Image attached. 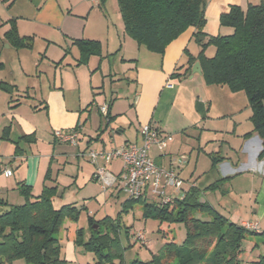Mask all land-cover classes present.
Here are the masks:
<instances>
[{"label":"rangeland","instance_id":"rangeland-1","mask_svg":"<svg viewBox=\"0 0 264 264\" xmlns=\"http://www.w3.org/2000/svg\"><path fill=\"white\" fill-rule=\"evenodd\" d=\"M58 1L63 8H68L70 10L67 0ZM71 1L73 2L72 12L75 15L72 22L73 25H75L73 28L74 33L80 37L85 36L84 39L88 38L86 36L99 38V42L101 46H103V51H105L102 52L104 54L107 52V46L110 47L111 51L109 52H116L110 58L112 69H114L112 64L114 59L119 60L124 58L125 60L133 62L137 59L136 47L138 45L124 32L123 22L116 0H95L96 5H93V2L90 0ZM241 2H243L242 6L245 8L247 0H241ZM8 4L9 3L0 0V19L4 20L6 18ZM68 9L64 10V12L66 13ZM207 22L206 19L203 31H207V29L212 30L214 28L212 25L207 26ZM217 22L219 23V17ZM2 27L0 26V37H2L4 33V31L2 32L1 30ZM220 28H222V36L232 33L231 28L221 26ZM226 30L227 32H225ZM46 32H50L49 35H47ZM108 36L110 37L109 43L106 42ZM29 37L32 36L29 35ZM33 38L34 43L30 49L16 50L11 47L8 50L9 68H12L15 72V80L9 79V82L17 84L21 93H23L22 91H24L27 86H31L26 92L27 94L19 93L21 97H17V94H15L14 99L22 100L23 102L26 101L25 103L31 106H35L40 102L39 86L41 85V87H43L52 82L54 75L53 63L61 64L62 62L63 67H70L74 71L83 66H77L76 63V59H78L79 56L78 49L73 45L66 44L58 29L52 30L46 28L44 30H37L36 36H33ZM44 38H49V40L54 43L49 44ZM199 38L200 37H196L193 40L190 47L191 52L198 48ZM4 47L6 49V46ZM140 51L147 57L152 58V62L156 64L159 63L160 55L148 52L143 47H140ZM213 52L214 48L209 46L205 55L210 57L213 55ZM198 53L199 50L196 51V54ZM0 54V62H3L5 60V51L1 49ZM92 57L91 59H96L95 56ZM143 61L144 58L141 57L139 64H143ZM146 62L151 61L148 59ZM19 63L22 64L25 74L28 72L27 70H31L37 65V73L33 74L34 78L31 77L29 79L25 76L19 69ZM97 77L100 78V73H97ZM125 77L128 78V80H126L127 83L124 81H113L110 83L109 79H106V81H104V89L102 90L101 88L103 94H101L100 98L103 99L106 97L107 100H113V104L115 103L113 114L115 110L118 112V114L114 116L116 123H111L109 129L101 133L106 140L108 139V132L111 128L119 130V127H121L126 131L131 129V132H134L135 128L138 127V129H140L141 126L145 125L142 124L134 111L137 99H139L141 95L142 88L140 85H136L131 79L133 78L131 71L128 72ZM177 81L171 80V82L174 83H177ZM181 81H185L188 87H194L200 96V100L204 101V104L211 105L208 113L210 118L206 123L207 127L218 130V134L223 132L222 135L218 137L214 136L215 133L204 132V141L211 139L217 140L215 145L208 146L204 149L207 154L197 152V145L194 144L195 139L192 138L190 133L187 134L191 137L183 134L184 131H182V129L173 132V135H176L174 136V138L176 137L175 140L179 143L181 139L183 140L186 138L185 142H181V149H179L178 153V157L185 155L188 159L186 168L178 170L180 178L184 181L183 189H186L188 182L195 183L197 187L203 189L212 182L218 180L217 173L211 171V157L209 154L212 152H214V154L219 153L221 149L218 155L225 156L226 147L230 149V147L237 148L240 145L241 138L239 136L252 129L249 120L251 111L248 107L247 97L242 91L231 92L226 86L209 87L199 74H195L193 79L188 78L187 80L182 78ZM224 105L229 106L233 114L232 116L223 117V113H225ZM33 109L35 110L36 108ZM23 112L28 113L30 115L28 117L34 120L35 116L30 112L28 107L23 108ZM178 118L182 119L181 113L178 111L177 107H174L169 115L168 125H171V128H180L181 123L177 121ZM104 124L103 122V126ZM231 127H233L232 129L235 133H231ZM57 131L63 134L67 133V130L60 129H56L54 132ZM86 131L87 129L84 132ZM192 131L193 129H191L190 132ZM227 131L228 133H226ZM91 133H93V129H91ZM124 135L125 136L116 135L117 141L121 142L125 140V138L129 136V133L127 134V132H125ZM204 141L202 142L203 145H205ZM228 143L230 145H228ZM59 150H57V152ZM63 150L66 151L65 154H68V159L57 157L58 160L54 161L52 171L45 175V180L50 179L49 175L52 176L53 179L59 178L60 185L58 195L60 197L54 198V208L60 209L64 205L71 204L76 207L78 211L75 220L64 217L59 232L54 235L60 247L59 258L61 261L65 264H107L105 261H101L94 252L86 250L84 247L91 235L88 226V218H92L95 223L110 218L118 225V236L120 239V247L123 249L122 259L124 263H129L133 260L147 263L151 260L152 255L157 254L165 244L173 241L179 246L183 243L185 228L182 224L158 222L150 218L144 219V204H157V199L148 198L144 202H130V206L126 207L123 211L122 204L128 201L129 198L125 193L120 191L117 186L110 191L108 190L109 192L106 191V193L103 192L101 188L99 189L96 184L89 182V166L87 163L89 159L87 160V153L89 151L100 150L92 148L85 150L83 153L82 150L80 152L77 149ZM111 150L108 149L106 152H110ZM68 151H70V153ZM69 154L72 155L69 157ZM197 155L198 161L196 162ZM227 156L232 158V161L236 158L232 153ZM253 161L252 155H248L246 160L247 164ZM155 162L159 164L158 161ZM82 163L87 166L85 167ZM120 166L122 167L121 160L116 159L111 162L109 167L107 166V170H110L114 175H118ZM11 171L15 172V167L12 168ZM219 171L221 175H225L226 172L230 170L228 166L223 165L220 167ZM77 175V182L72 187L64 186L61 180L62 178L65 181L68 178L71 179V176L74 179ZM0 176L2 175L0 174ZM13 185L18 187L14 181ZM9 197H11V202H15L13 203L14 206L22 205L25 202L18 190ZM201 201L207 202L216 212L227 219L229 223L240 225L243 222L246 224L256 222L257 231L259 233L264 232V177H261V171L259 170L250 169V171H246L242 175H236L232 179L221 182L218 189L214 192L209 191L204 193ZM79 232L81 233L79 234L80 237H78ZM141 233L145 238V244L138 239ZM77 238H81L82 243L78 244ZM262 257H264V236H250L242 241L241 253L238 258L240 261L239 264H259ZM114 262L117 263L118 261L115 260ZM13 264L27 263L23 259H17Z\"/></svg>","mask_w":264,"mask_h":264},{"label":"crops","instance_id":"crops-1","mask_svg":"<svg viewBox=\"0 0 264 264\" xmlns=\"http://www.w3.org/2000/svg\"><path fill=\"white\" fill-rule=\"evenodd\" d=\"M1 1L9 4L7 6L8 11L6 18L4 20L0 19V26H3L1 30L2 32L4 31L3 36L0 37V50L2 49L5 51V60L0 62V85L4 83L14 87V90L9 92L0 88V174L2 175L0 176V200L7 202L8 205L14 206L13 203H15L11 202V197H9L17 191V187L13 185V181L16 185L24 183L31 187V194L34 197L39 196L46 187H56L57 190L59 189V178L53 179L52 176L49 175L50 179L45 180V175L52 171L54 161L58 160L57 157L67 158L68 154H65L66 151L63 149H77L80 152L82 150L83 153L85 150L92 148L107 151L108 149L119 148L126 143H140V129H138V127L134 129V132H131V129L126 131L121 127H119V130L111 128L108 132L107 140L104 139V135L102 136L101 134L109 129L111 123H116L114 116L118 114L116 110L113 114V108H115L113 100H107L106 97L103 99L100 98L101 94H103L102 90L105 87L104 81L109 79L110 83L113 81H124L127 83L126 80H128V78H126L125 75L130 71L133 75V78L131 79L136 85H140L142 88L141 95L139 99H137L134 108L135 115L140 119L142 124H150L162 135L172 136V141L166 148L168 150L165 149L164 151L159 152L153 147L149 152V156L154 161H158L159 165L164 168L178 167L179 165H177V161L180 157H185V161L180 165L178 170L186 168L188 165V159L185 155L178 157L179 149H181L180 144L182 141L185 142L186 140V138L183 140L181 139L180 143L175 140L176 137L174 138V136L176 135H173V132H176L178 129H182V131H184L183 134L187 136H189L187 133H190L192 138L195 139L194 144L197 145V152H203L205 154H207V152H205L204 149L208 146L215 145L217 140L211 139L204 141V132L215 133V137L222 135L223 132L218 134V130L207 127L206 123L210 118L208 113L211 105H206L204 104V101L200 100V96L194 87H188V85L185 84V81L182 82L181 80H176L177 83H174L169 80L170 74L177 71L182 74L186 70L188 58L185 55V50H187V52L193 57H196L199 54H196L197 50H199V52L201 50V47L198 44L196 50H192V52L190 51L191 44L196 38L195 30L193 28L188 29L167 46L164 54L160 56L158 64L152 62V58L144 55L140 51V47L137 46L136 52L138 56L134 62L125 60L124 58L119 60L114 59L112 62L114 69H112L110 58L116 52H109L111 50L110 47L107 46V52L105 54L102 53L101 57L95 56L96 59H91V56L86 65H83L75 71L70 67H63L62 62L61 64L53 63L54 75L52 82L43 87L39 84V104L31 106L26 104V101L23 102L22 100L14 99L15 94H17V97L19 96V93L25 94L31 86H27V88L22 91L23 93H21L17 84L9 82V79L15 80V72L12 68H9L8 64V50L11 46L6 39V33L10 30V21H14L19 37H29V35L35 37L37 30L40 29H58L64 38V42L72 45L73 39H84L85 36L80 37L74 33L73 28L75 25H73L72 22L75 15L72 12L73 2L71 0H67L70 10L68 8H63L58 0ZM259 2L260 0H247L245 8L249 4L256 5L259 4ZM92 4L96 5L95 2ZM233 5L245 9L242 6L243 2H241V0H207L204 17L208 21L207 26L212 25L214 28L212 30H204L203 33L206 37H200L198 40L199 42L206 43L208 37L217 36L216 34L222 35V28H220L217 19L222 13L227 12L229 7ZM67 9L68 11L65 13L64 10ZM225 32H227V30ZM49 33H47V35H49ZM86 37H88L86 38L87 40L99 41V38ZM44 39L49 44L54 43L51 42L49 38ZM109 41L110 37L108 36L106 42L109 43ZM4 46H6V49ZM102 52H105L103 51V46ZM141 57L144 58L143 64H139ZM148 59L151 62H146ZM194 64L191 67L190 73L188 72L186 74L185 79H193L194 75L197 74L192 71ZM36 67L37 65L31 70H27L28 72L25 74L22 64L19 63L20 71L29 79L31 77L34 78L33 74L37 73ZM97 73H100V78L97 77ZM103 105L108 107L106 117L99 112V108ZM227 106L224 105L225 113H223V117L233 115L231 109ZM27 107L30 112L34 114V120L28 117L30 116L28 113L23 112V108ZM174 107L178 108V111L182 116V119H177V121L181 123L180 128H171V125H168L169 115ZM33 108L36 109L34 110ZM103 122L105 123L104 126ZM8 127L10 128V132ZM232 128L233 127H231V133H235ZM5 129H8L7 139L3 138V130ZM56 129L67 130V133L75 130L78 135L76 144L71 145L70 143L57 141L54 132ZM86 129L87 131L84 132ZM91 129H93V133H91ZM191 129H193L192 132H190ZM251 131L239 136L241 138V143L237 148L230 147L229 149L226 147L225 156L218 155L221 152V149L219 150V153L214 154V152H212L209 154L210 157L213 156L216 158L215 155H218L222 159L216 164L215 168H211V171L217 173L218 180L222 178L232 179L236 175H242L246 171H250V169L261 171V177H264V159H258L262 150V141L260 137L254 133L251 134L250 137H244V135ZM125 132H127V134L129 133V136H127L125 140L118 142L116 135L125 136ZM226 133H228V131ZM25 136L33 138V141H21L20 139ZM203 141L205 145L202 144ZM228 145L230 144L228 143ZM57 150L59 151L57 152ZM68 152L70 153V151ZM231 153L236 157L234 159L235 162L232 161V158L227 156ZM250 154L254 161L247 164V156ZM71 155L72 154H69V157ZM197 161L198 155L196 157V162ZM87 163L89 166V182L96 184L100 189V185L94 178L96 168L89 160ZM83 164L84 163H82V165ZM223 165L228 166V169L230 170L226 172L225 175H221L219 171L220 167ZM84 166L86 167L87 165L84 164ZM14 167L15 172L11 171ZM7 170L11 171V175L8 177L4 175V172ZM108 171L113 174L110 170ZM70 178L71 179L68 178L65 181L63 178L61 179L64 186L72 187L77 182L78 175L75 176L74 179L72 176ZM192 185L195 186L196 184L187 183V187ZM56 197L60 196L56 195L54 198ZM255 223L256 222L248 224ZM243 224L246 223L243 222L240 225Z\"/></svg>","mask_w":264,"mask_h":264},{"label":"trees","instance_id":"trees-1","mask_svg":"<svg viewBox=\"0 0 264 264\" xmlns=\"http://www.w3.org/2000/svg\"><path fill=\"white\" fill-rule=\"evenodd\" d=\"M207 0H116L123 22L125 34L134 40L138 47L162 56L165 49L188 29L195 30V37H206L203 28L206 23L204 10ZM6 33L8 44L15 49H30L33 37H19L14 21H10ZM219 25L232 29L229 35L208 37L206 43L199 42L201 50L196 57L185 50L187 68L184 73L170 74L171 80H181L199 63L201 76L208 86H226L231 92L245 93L251 109L249 118L251 134H257L262 141L258 156L264 159V0L259 4H249L245 9L237 5L219 16ZM72 45L78 49L77 66L86 65L91 56L101 57L102 46L99 41L73 39ZM212 46L215 50L210 58L205 50ZM124 62V61H123ZM0 88L6 92L14 87L2 83ZM75 131V130H74ZM8 129L3 130L7 139ZM21 141L31 142L33 138L22 137ZM211 157V168L222 159ZM230 178L219 179L205 188L186 187L182 199L168 204H144V219L158 222L180 223L185 228V238L181 245L173 241L152 255L147 263L133 260L124 263L123 249L120 247L118 225L110 218L98 223L88 218L90 238L84 247L94 252L107 264H239L242 241L250 236H264L258 231L247 230L242 225L229 223L207 202L201 201L206 192H214ZM116 188V187H115ZM17 190L24 198L22 205H8L0 200V208L10 207V211L0 210V264H13L23 259L27 264H65L59 258L60 247L54 238L64 217L75 220L78 211L73 205L60 209L53 206V198L58 195L56 187L44 188L34 197L31 187L18 184ZM145 200L129 199L122 204L123 211L130 202ZM97 227V229H95ZM80 232L78 237H80ZM77 243H82L77 238ZM117 260L118 262H114ZM264 264V257L259 261Z\"/></svg>","mask_w":264,"mask_h":264},{"label":"built area","instance_id":"built-area-1","mask_svg":"<svg viewBox=\"0 0 264 264\" xmlns=\"http://www.w3.org/2000/svg\"><path fill=\"white\" fill-rule=\"evenodd\" d=\"M91 1L95 2V0ZM107 110L106 105L99 108V112L104 117L107 115ZM139 134V144L126 143L110 152L100 150L87 153L90 163L96 168L94 174L96 182L104 192L117 186L132 200L151 198L157 199L162 204H168L173 200L182 199L185 195L184 181L179 176L178 168L185 161V157L179 158L178 167L164 168L149 156L153 147L159 152L164 151L172 141V136L162 135L150 124L141 126ZM55 137L57 141L75 145L78 135L74 130L67 134L57 131ZM116 159L122 162L120 173L117 176L107 170V166ZM4 175L10 176V170L5 171ZM242 226L247 230L257 231L256 223ZM138 239L143 241L142 243L145 241L142 233L139 234Z\"/></svg>","mask_w":264,"mask_h":264},{"label":"water","instance_id":"water-1","mask_svg":"<svg viewBox=\"0 0 264 264\" xmlns=\"http://www.w3.org/2000/svg\"><path fill=\"white\" fill-rule=\"evenodd\" d=\"M193 73H197V74H201V70H200V66L199 63H195L193 68H192ZM0 210L3 211H10V207H4V208H0ZM95 229H97V227H95Z\"/></svg>","mask_w":264,"mask_h":264}]
</instances>
